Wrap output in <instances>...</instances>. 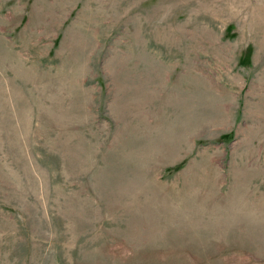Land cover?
I'll list each match as a JSON object with an SVG mask.
<instances>
[{
  "label": "rangeland",
  "instance_id": "rangeland-1",
  "mask_svg": "<svg viewBox=\"0 0 264 264\" xmlns=\"http://www.w3.org/2000/svg\"><path fill=\"white\" fill-rule=\"evenodd\" d=\"M0 264H264V0H0Z\"/></svg>",
  "mask_w": 264,
  "mask_h": 264
}]
</instances>
